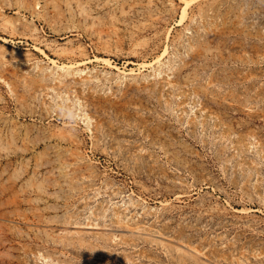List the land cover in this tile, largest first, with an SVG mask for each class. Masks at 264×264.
<instances>
[{
	"label": "rangeland",
	"instance_id": "obj_1",
	"mask_svg": "<svg viewBox=\"0 0 264 264\" xmlns=\"http://www.w3.org/2000/svg\"><path fill=\"white\" fill-rule=\"evenodd\" d=\"M188 1L0 0V264H264V0Z\"/></svg>",
	"mask_w": 264,
	"mask_h": 264
},
{
	"label": "bare ground",
	"instance_id": "obj_2",
	"mask_svg": "<svg viewBox=\"0 0 264 264\" xmlns=\"http://www.w3.org/2000/svg\"><path fill=\"white\" fill-rule=\"evenodd\" d=\"M79 2H81V1H79ZM78 2V3H79ZM184 2H185V0H184ZM187 2H189L188 0H187ZM81 6V5H80ZM79 10H80V7H79ZM82 10V9H81ZM83 11V13L85 12L84 10H82ZM184 12V11H183ZM38 13V12H37ZM86 13V12H85ZM183 14H185V12L183 13ZM36 15V14H35ZM258 29V28H257ZM261 34V33H260ZM245 50V49H244ZM246 51V50H245ZM245 51H243L242 50V52H243V54L245 53ZM241 52V53H242ZM240 53V54H241ZM258 53V52H257ZM248 55H249V53H248ZM247 55V53H246V56L244 55V56H241V55H239L238 57H237V55L234 57V60H235V58H236V61L237 62H242V63H253V62H264V54H259L258 55V57H256L255 59L253 58L252 59V56H251V58L249 57ZM234 56V55H233ZM54 65H56V62H55V64ZM46 66V65H45ZM73 66V65H72ZM72 66H71V64H62V65H58V66H55V67H57L59 70H61V73L60 72H57L56 74V76H53L52 77V80H56L57 82H59L60 84L61 83H64V84H69L68 86H70V83L69 82H67L68 81V79H69V77L67 78V76H71V75H75V74H80V72H82V70H80L81 68H79V69H76V70H74V68L72 69ZM264 66V65H263ZM44 67V66H43ZM45 68V67H44ZM47 68H49V67H46L45 69H47ZM262 69V68H261ZM260 69V70H261ZM48 70V69H47ZM45 71V70H44ZM43 72V71H42ZM50 72V71H49ZM45 74H47L48 72H44ZM44 73H43V75H38L39 76V78L42 80H44V79H47L48 77V75H46V76H44ZM53 73V72H52ZM51 73V74H52ZM39 74V73H38ZM40 74H42V73H40ZM50 74V75H51ZM236 74L238 75V73L236 72ZM233 76V75H232ZM235 76V75H234ZM238 76H240V75H238ZM250 76H252V75H250ZM249 76V77H250ZM50 77V76H49ZM248 77V76H247ZM244 78H242V80H243ZM73 81V80H72ZM246 82V81H245ZM247 84V83H246ZM65 85V86H66ZM67 86V87H68ZM238 96V95H237ZM89 119V121H90V118H88ZM263 157V156H262ZM264 161V160H263ZM16 186V185H15ZM22 188V187H21ZM3 189V188H2ZM15 189V188H14ZM13 189V190H14ZM17 190V189H16ZM12 192V191H11ZM10 192V193H11ZM20 192V191H19ZM1 193V192H0ZM16 193V192H15ZM13 194H14V192H13ZM20 194V193H19ZM8 195V194H7ZM6 195V196H7ZM4 197H5V195H4ZM18 197H20V196H18ZM17 197V198H18ZM29 197V196H28ZM7 198V202H9L10 200H14L15 198L13 197V195H12V198H14V199H9V197H6ZM22 198V197H21ZM32 198V197H31ZM30 198V199H31ZM0 199H2V198H0ZM25 199V198H24ZM26 199H28V198H26ZM25 199V200H26ZM29 199V200H30ZM33 199V198H32ZM38 200V199H37ZM5 202H6V200H5ZM6 202V203H7ZM13 202V201H12ZM10 203H11V201H10ZM14 204H15V201L13 202ZM16 205V204H15ZM1 206V205H0ZM31 206V205H30ZM11 207H13V206H11ZM35 207V206H34ZM37 208V207H36ZM152 208V207H151ZM7 209V208H6ZM4 210H5V208H4ZM11 210V209H10ZM15 210H17V209H15ZM21 211V210H20ZM19 211V212H20ZM0 212H2V210L0 211ZM18 212V213H19ZM26 212V211H25ZM24 212V213H25ZM3 213V212H2ZM16 213H17V211H16ZM33 214V213H32ZM35 214H37V213H35ZM20 217H21V215H20ZM23 217V216H22ZM38 217V216H37ZM42 217H43V215H42ZM44 218V217H43ZM25 220H26V218H24ZM23 220V219H22ZM33 221V220H32ZM80 223V222H79ZM78 223V224H79ZM35 224V223H34ZM84 224V223H83ZM37 225V224H36ZM77 225V224H76ZM99 225V224H98ZM128 226V225H127ZM81 227H83V228H87V229H97V228H99L97 225H86V226H81ZM100 228H103V226L102 227H100ZM109 228V227H108ZM74 230V229H73ZM140 230V229H139ZM69 231V230H68ZM106 231V230H105ZM141 231V230H140ZM21 232V231H20ZM106 232H108V231H106ZM147 232V231H146ZM146 232H143V233H146ZM150 232H152V231H150ZM102 233V232H101ZM107 234H109V233H107ZM111 234V233H110ZM113 234V233H112ZM115 234V233H114ZM99 235H104V234H99ZM143 235V234H142ZM141 235V236H142ZM150 235V234H149ZM105 236V235H104ZM111 236H113V235H111ZM148 236V235H147ZM100 237V236H99ZM108 237H110V235L108 236ZM114 237H115V235H114ZM117 237V236H116ZM105 238H107V237H105ZM103 239V238H102ZM109 239V238H108ZM115 238H113V240H114ZM120 239H121V237H120ZM152 239V240H151ZM105 240V239H104ZM107 240V239H106ZM150 240H151V242L154 240L155 242L157 241V242H159L160 244L159 245H162L163 244V246L164 245H166V246H169V247H171V248H173L174 249V251L176 250V251H178V252H180L181 253V257H185V256H189V257H192V259H194V261L197 263V264H211V263H209V260H208V262L206 261V260H204L202 257L203 256H205L204 254H205V252L203 253V255H202V252L199 250V249H197V247L195 246V244H194V246L193 245H190V244H187V243H182V242H180V241H178L177 243L175 242H172L173 241V238H170V237H167V236H165V235H162V234H151L150 235ZM175 240V239H174ZM177 241V240H176ZM158 244V243H157ZM241 246V245H240ZM250 246V245H249ZM247 247V246H246ZM245 247V248H246ZM198 248H200V247H198ZM236 248V247H235ZM244 248V247H243ZM244 248V249H245ZM252 249H253V247H251ZM250 248V249H251ZM201 249H203V248H201ZM240 249V248H239ZM255 249V248H254ZM232 250V249H231ZM230 250V251H231ZM256 250V251H255ZM255 250H251V252H253V251H255V253L256 252H258L257 250L258 249H255ZM169 251V250H168ZM235 250H234V248H233V251H232V253L234 252ZM242 251V250H241ZM241 251H237V253L239 252H241ZM245 251H247V248H246V250ZM260 251V250H259ZM224 252H225V250H224ZM229 252V251H228ZM217 253V252H216ZM223 253V252H222ZM242 253V252H241ZM247 253H250V252H247ZM255 253H253V254H255ZM262 253V252H261ZM260 253V255L262 256L263 255V253L261 254ZM168 254H170L171 255V253H168ZM218 254H220V253H218ZM35 255V254H34ZM227 255H228V253H227ZM235 255V254H234ZM243 255V254H242ZM242 255L241 254H236L235 256H233L234 257V261H235V263H242ZM258 255H259V253H258ZM258 255H256V256H258ZM259 255V256H260ZM216 257H217V254L215 255ZM222 256V255H221ZM244 256H247V255H244ZM253 256V255H252ZM255 256V255H254ZM258 256V257H259ZM37 257V256H36ZM35 257V258H36ZM174 257V256H173ZM220 257V256H219ZM230 257H232V255H230ZM232 257V258H233ZM215 258V257H214ZM221 258H223V257H221ZM247 258H249V257H245V259H247ZM263 258V257H262ZM261 258V259H262ZM174 259V258H173ZM183 259V258H182ZM219 259V258H218ZM225 259V258H224ZM223 259V260H224ZM231 259V258H230ZM178 260V259H177ZM184 260V259H183ZM182 260V261H183ZM190 260V259H189ZM229 260V259H228ZM185 261V260H184ZM193 261V262H194ZM231 261V260H230ZM248 261V260H247ZM252 261V260H251ZM191 262V261H190ZM256 261H254V263H255ZM48 264H49V262H47ZM46 263V264H47ZM188 263V262H187ZM217 263V262H216ZM243 263H244V261H243ZM251 263V262H250ZM193 264V263H192ZM225 264V263H224ZM252 264H253V262H252ZM258 264V263H257ZM260 264V263H259Z\"/></svg>",
	"mask_w": 264,
	"mask_h": 264
}]
</instances>
